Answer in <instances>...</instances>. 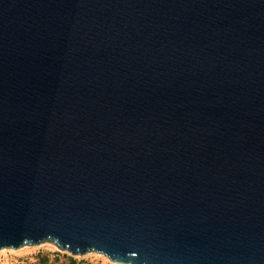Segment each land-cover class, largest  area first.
<instances>
[{
  "label": "water",
  "instance_id": "95a60500",
  "mask_svg": "<svg viewBox=\"0 0 264 264\" xmlns=\"http://www.w3.org/2000/svg\"><path fill=\"white\" fill-rule=\"evenodd\" d=\"M264 264V0H0V252Z\"/></svg>",
  "mask_w": 264,
  "mask_h": 264
},
{
  "label": "rangeland",
  "instance_id": "374dc122",
  "mask_svg": "<svg viewBox=\"0 0 264 264\" xmlns=\"http://www.w3.org/2000/svg\"><path fill=\"white\" fill-rule=\"evenodd\" d=\"M55 250L63 255L60 257L59 261H53L51 264H68L69 257H73L74 259L82 260L85 264H106V257L96 254V253H89L85 256H73L72 254L68 253L67 251H59L57 247L50 243L46 242L38 246H25L20 250H12V249H4L0 252V263L2 264H16L12 262L13 257L17 256H25L31 253H35L37 251H48V250ZM52 259V258H51ZM15 262V261H14Z\"/></svg>",
  "mask_w": 264,
  "mask_h": 264
},
{
  "label": "trees",
  "instance_id": "16d2710c",
  "mask_svg": "<svg viewBox=\"0 0 264 264\" xmlns=\"http://www.w3.org/2000/svg\"><path fill=\"white\" fill-rule=\"evenodd\" d=\"M60 252L53 249L48 251H37L25 256L13 257L12 262L16 264H51L53 261H59L62 257ZM52 258V259H51ZM15 261V262H14ZM68 264H85L82 260L74 259L69 257Z\"/></svg>",
  "mask_w": 264,
  "mask_h": 264
},
{
  "label": "built area",
  "instance_id": "2783aa9c",
  "mask_svg": "<svg viewBox=\"0 0 264 264\" xmlns=\"http://www.w3.org/2000/svg\"><path fill=\"white\" fill-rule=\"evenodd\" d=\"M0 264H2V263H0ZM106 264H117V263L111 262L110 260L106 259Z\"/></svg>",
  "mask_w": 264,
  "mask_h": 264
}]
</instances>
